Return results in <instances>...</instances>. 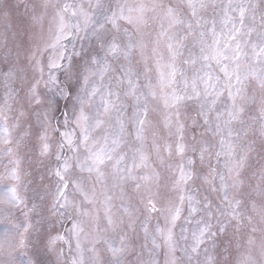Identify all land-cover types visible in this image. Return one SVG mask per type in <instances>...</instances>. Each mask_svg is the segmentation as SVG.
Segmentation results:
<instances>
[{"label":"snow or ice","instance_id":"obj_1","mask_svg":"<svg viewBox=\"0 0 264 264\" xmlns=\"http://www.w3.org/2000/svg\"><path fill=\"white\" fill-rule=\"evenodd\" d=\"M0 19V264H264V0Z\"/></svg>","mask_w":264,"mask_h":264},{"label":"rangeland","instance_id":"obj_2","mask_svg":"<svg viewBox=\"0 0 264 264\" xmlns=\"http://www.w3.org/2000/svg\"><path fill=\"white\" fill-rule=\"evenodd\" d=\"M13 2L15 3V2H17V0H13ZM20 2L22 3L23 0H20ZM23 12H24V9H23V7H21L19 9V11L17 13H15L13 15V17L7 22L8 25L10 26V31L11 32H14L19 27L17 17L22 15ZM4 30H5V22L2 19H0V33H2ZM64 43L67 45L69 50L72 49L73 43L75 44V47H76L77 50H79L81 48V44H82V42L79 41V40L72 41V42L65 41ZM84 43L86 44V42H84ZM4 67L5 66L2 63H0V69H3ZM2 91H3V89H2V87H0V94H2ZM61 103H63V102L61 101ZM25 167L28 168L30 171H33V176L36 175V173L34 171V169H35V165L34 164H32L31 167H29V162L26 161L25 162ZM41 171H43V169H41ZM153 223H155V221H153ZM70 226H71L70 224L58 223V224L55 225V230H52L51 227H49V228L46 229V231H50L51 230L52 234L55 235L57 231L58 232H66V229L70 228ZM64 247H65V250L67 252V245H64ZM40 259L45 260V261H49V260H53L54 259V257L46 254L43 251L42 244H41ZM159 259H160L161 264H163V259L164 258H163L162 252H161V255H160Z\"/></svg>","mask_w":264,"mask_h":264}]
</instances>
